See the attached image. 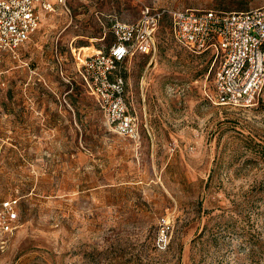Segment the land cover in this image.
Wrapping results in <instances>:
<instances>
[{"label":"rangeland","instance_id":"rangeland-1","mask_svg":"<svg viewBox=\"0 0 264 264\" xmlns=\"http://www.w3.org/2000/svg\"><path fill=\"white\" fill-rule=\"evenodd\" d=\"M262 6L52 0L29 40L0 59V198L19 199L0 264H264V82L251 106L217 104V64L177 44L169 18ZM144 8L164 15L155 51L122 66L139 127L129 139L106 124L77 58L106 51L112 24Z\"/></svg>","mask_w":264,"mask_h":264},{"label":"built area","instance_id":"built-area-1","mask_svg":"<svg viewBox=\"0 0 264 264\" xmlns=\"http://www.w3.org/2000/svg\"><path fill=\"white\" fill-rule=\"evenodd\" d=\"M60 1V0H59ZM52 10V0H0V59L16 52L33 35L40 14ZM164 12L141 11L137 21L110 27L113 42L79 61V73L108 127L124 138L139 135L129 110L122 66L133 54L148 56L155 49V33ZM171 34L177 44L195 55L207 54L217 64L213 74L214 100L220 105H253L264 82V6L244 12L176 10L169 12ZM19 199L0 198V234L18 227ZM169 222L162 220L158 246L165 245Z\"/></svg>","mask_w":264,"mask_h":264},{"label":"trees","instance_id":"trees-1","mask_svg":"<svg viewBox=\"0 0 264 264\" xmlns=\"http://www.w3.org/2000/svg\"><path fill=\"white\" fill-rule=\"evenodd\" d=\"M170 33H171V27H170ZM171 36H172V34H171Z\"/></svg>","mask_w":264,"mask_h":264},{"label":"bare ground","instance_id":"bare-ground-1","mask_svg":"<svg viewBox=\"0 0 264 264\" xmlns=\"http://www.w3.org/2000/svg\"><path fill=\"white\" fill-rule=\"evenodd\" d=\"M88 50V49H87Z\"/></svg>","mask_w":264,"mask_h":264}]
</instances>
